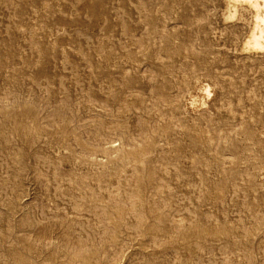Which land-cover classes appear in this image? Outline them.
<instances>
[{
    "label": "rangeland",
    "instance_id": "374dc122",
    "mask_svg": "<svg viewBox=\"0 0 264 264\" xmlns=\"http://www.w3.org/2000/svg\"><path fill=\"white\" fill-rule=\"evenodd\" d=\"M224 9L0 0V264H264V52Z\"/></svg>",
    "mask_w": 264,
    "mask_h": 264
},
{
    "label": "bare ground",
    "instance_id": "6f19581e",
    "mask_svg": "<svg viewBox=\"0 0 264 264\" xmlns=\"http://www.w3.org/2000/svg\"><path fill=\"white\" fill-rule=\"evenodd\" d=\"M224 5L223 15L226 22L240 20L247 26L242 51L250 54L263 53L264 0H224ZM210 93L209 85L203 86L202 96H198L199 98L196 101L197 105H201L204 98L209 97Z\"/></svg>",
    "mask_w": 264,
    "mask_h": 264
}]
</instances>
